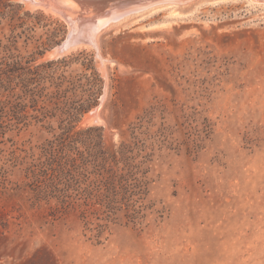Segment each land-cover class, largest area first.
I'll use <instances>...</instances> for the list:
<instances>
[{
  "label": "rangeland",
  "instance_id": "374dc122",
  "mask_svg": "<svg viewBox=\"0 0 264 264\" xmlns=\"http://www.w3.org/2000/svg\"><path fill=\"white\" fill-rule=\"evenodd\" d=\"M46 1L0 0V64L93 69L99 93L71 124L43 119L42 103L27 124L0 120V264H264V0L165 8L94 44L79 20L83 39L59 57L72 28ZM65 127L125 148L145 181L140 216L119 212L100 244L32 189V165Z\"/></svg>",
  "mask_w": 264,
  "mask_h": 264
},
{
  "label": "trees",
  "instance_id": "16d2710c",
  "mask_svg": "<svg viewBox=\"0 0 264 264\" xmlns=\"http://www.w3.org/2000/svg\"><path fill=\"white\" fill-rule=\"evenodd\" d=\"M11 59L4 64L6 68L0 64V120L11 116L18 124H27L28 109L36 110L42 103L43 119L59 113L71 124L93 107L99 93L93 69L90 75L77 79L65 71L57 75L60 65L52 62L34 68L25 66L20 56ZM4 124L0 123V128ZM94 129L73 133V127H65L53 142L42 147V158L32 165L30 174L38 200L48 204L55 201L60 206L58 212L77 214L85 230L100 244L119 212H126L133 221L140 216L135 198L143 194L145 181L139 176L136 157L127 156L125 148L103 152L85 135Z\"/></svg>",
  "mask_w": 264,
  "mask_h": 264
},
{
  "label": "water",
  "instance_id": "95a60500",
  "mask_svg": "<svg viewBox=\"0 0 264 264\" xmlns=\"http://www.w3.org/2000/svg\"><path fill=\"white\" fill-rule=\"evenodd\" d=\"M30 1L36 4L40 0ZM209 1L212 0H47L46 5L63 15L72 28L69 38L57 47L52 55L61 56L83 39L81 36L84 32L79 27V20L89 24L86 31L93 29L91 26H94L95 30H102L110 25H116L124 20L140 17L150 12L172 7L182 8Z\"/></svg>",
  "mask_w": 264,
  "mask_h": 264
},
{
  "label": "bare ground",
  "instance_id": "6f19581e",
  "mask_svg": "<svg viewBox=\"0 0 264 264\" xmlns=\"http://www.w3.org/2000/svg\"><path fill=\"white\" fill-rule=\"evenodd\" d=\"M218 0H212V1H209V2H217ZM125 21V20H124ZM110 26H113V25H110ZM110 26H108V27H110ZM93 29H89L88 30V32H87V38L89 39V41H90V43L91 44H94V38H95V36L99 33V32H101V31H103V29H105V28H103L102 30L100 29V30H95L96 28L94 27V26H91ZM107 28V27H106ZM91 32V33H90ZM90 34V35H89ZM90 37V38H89ZM95 117H96V113H94V114H92V115H90V118L91 119H95Z\"/></svg>",
  "mask_w": 264,
  "mask_h": 264
}]
</instances>
